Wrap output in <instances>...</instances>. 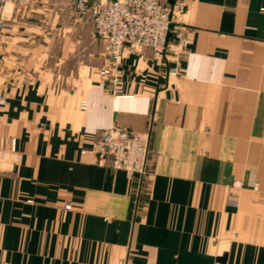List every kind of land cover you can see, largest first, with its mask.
I'll list each match as a JSON object with an SVG mask.
<instances>
[{
  "label": "crops",
  "instance_id": "obj_1",
  "mask_svg": "<svg viewBox=\"0 0 264 264\" xmlns=\"http://www.w3.org/2000/svg\"><path fill=\"white\" fill-rule=\"evenodd\" d=\"M4 18L0 264H264V0H190L192 43L127 46L121 96L65 2ZM110 128L150 134L142 182L88 154Z\"/></svg>",
  "mask_w": 264,
  "mask_h": 264
},
{
  "label": "built area",
  "instance_id": "obj_2",
  "mask_svg": "<svg viewBox=\"0 0 264 264\" xmlns=\"http://www.w3.org/2000/svg\"><path fill=\"white\" fill-rule=\"evenodd\" d=\"M44 1L51 0H0V36L7 31L4 15L9 6L25 10ZM60 1L66 2L79 18L92 21L96 38L106 47L107 62L98 74L116 96L122 94L121 62L127 46L148 48L160 57L176 50L178 57L192 43V32L178 23V16L190 0H175L174 6L165 0ZM177 73L175 69L171 75ZM88 154L95 165L123 172L129 181L142 182L147 174L150 134L110 128L99 134ZM242 188L241 182L233 183L232 198L236 197L233 192Z\"/></svg>",
  "mask_w": 264,
  "mask_h": 264
},
{
  "label": "water",
  "instance_id": "obj_3",
  "mask_svg": "<svg viewBox=\"0 0 264 264\" xmlns=\"http://www.w3.org/2000/svg\"><path fill=\"white\" fill-rule=\"evenodd\" d=\"M168 2H169V4L171 5V6H174V4H175V0H168ZM225 257L224 258H220L218 261H219V263H222V264H224L225 263Z\"/></svg>",
  "mask_w": 264,
  "mask_h": 264
},
{
  "label": "rangeland",
  "instance_id": "obj_4",
  "mask_svg": "<svg viewBox=\"0 0 264 264\" xmlns=\"http://www.w3.org/2000/svg\"><path fill=\"white\" fill-rule=\"evenodd\" d=\"M57 1V0H56ZM58 1H60V0H58ZM64 2V1H63ZM66 3V2H65ZM68 5V4H67ZM75 18V17H74ZM50 38V37H49ZM47 42H49L48 40H47Z\"/></svg>",
  "mask_w": 264,
  "mask_h": 264
}]
</instances>
